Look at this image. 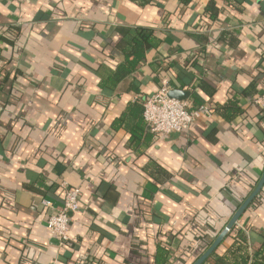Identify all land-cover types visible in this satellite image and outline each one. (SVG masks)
<instances>
[{
	"label": "crops",
	"instance_id": "1",
	"mask_svg": "<svg viewBox=\"0 0 264 264\" xmlns=\"http://www.w3.org/2000/svg\"><path fill=\"white\" fill-rule=\"evenodd\" d=\"M164 83L211 116L151 132ZM263 91L264 0H0V264H190L262 175ZM62 182L64 246L40 204ZM213 253L264 264V185Z\"/></svg>",
	"mask_w": 264,
	"mask_h": 264
},
{
	"label": "built area",
	"instance_id": "2",
	"mask_svg": "<svg viewBox=\"0 0 264 264\" xmlns=\"http://www.w3.org/2000/svg\"><path fill=\"white\" fill-rule=\"evenodd\" d=\"M164 83L143 102V119L147 128L156 134H168L187 130L197 119L210 117L212 109L207 104L189 107L186 100L172 98ZM253 103L264 110V91L256 96ZM63 196L60 204L41 198L40 204L46 209V226L60 246L69 240L70 214L79 208L80 188L65 182L60 184Z\"/></svg>",
	"mask_w": 264,
	"mask_h": 264
},
{
	"label": "trees",
	"instance_id": "3",
	"mask_svg": "<svg viewBox=\"0 0 264 264\" xmlns=\"http://www.w3.org/2000/svg\"><path fill=\"white\" fill-rule=\"evenodd\" d=\"M133 1H140L142 5H144L146 2H148L149 0H133ZM187 1V0H186ZM138 36V37H137ZM153 37L152 36V30L151 29H146V28H142V27H137L135 29V35L133 37V42L130 45V51L129 54L133 55V59L131 61H129L130 63V68H134L139 59H142V55H143V45L145 44H152L153 41ZM124 73L127 71H123ZM200 105V104H199ZM140 111H141V118H140V122H142L144 124V119H143V104L140 105ZM211 108V107H210ZM213 110V108H211ZM239 238H242L243 235L241 233H238L237 235ZM214 238V237H213ZM212 238V239H213ZM211 239V240H212ZM214 240L208 242L205 246V248H202L201 251L198 253V255L193 259V261L190 262V264H193L194 261L199 258L206 250L207 248L212 244ZM210 257L215 258V264H220L221 258L216 256L215 253H213V255ZM208 259V258H207ZM207 259L202 263V264H206Z\"/></svg>",
	"mask_w": 264,
	"mask_h": 264
},
{
	"label": "water",
	"instance_id": "4",
	"mask_svg": "<svg viewBox=\"0 0 264 264\" xmlns=\"http://www.w3.org/2000/svg\"><path fill=\"white\" fill-rule=\"evenodd\" d=\"M168 95L172 98L183 100L184 98V92L180 90H172L168 93ZM264 185V170L262 172V175L254 188V190L251 192V194L242 202V204L237 208L235 213L233 214L230 221L227 223L226 227L220 232V234L216 237V239L212 242V244L207 248V250L199 257L197 258L193 264H202L215 250V248L219 245V243L222 241L224 236L227 234V232L234 226V224L237 222L241 214L244 212V210L248 207V205L251 203V201L255 198V196L260 192L261 188Z\"/></svg>",
	"mask_w": 264,
	"mask_h": 264
}]
</instances>
